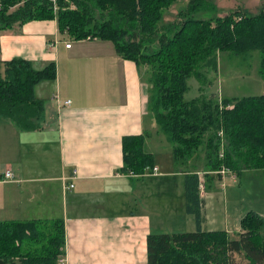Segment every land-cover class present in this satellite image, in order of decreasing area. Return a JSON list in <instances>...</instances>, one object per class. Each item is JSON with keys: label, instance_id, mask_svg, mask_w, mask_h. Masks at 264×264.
<instances>
[{"label": "trees", "instance_id": "trees-1", "mask_svg": "<svg viewBox=\"0 0 264 264\" xmlns=\"http://www.w3.org/2000/svg\"><path fill=\"white\" fill-rule=\"evenodd\" d=\"M186 0H0V32L27 22H57V31L72 42H110L118 56L134 61L148 84L147 110L158 132L172 148L175 164L193 166L197 152L204 170L184 174L183 195L195 230L147 235V264H235L241 252L248 264H264V220L253 209L240 218L236 237L223 230L203 229L205 201L200 185L209 190L226 168L239 177L248 170H264V91L259 97L224 99L214 92L185 101L187 81L194 75L203 85L217 74L219 52L243 60L260 51L264 80V6L249 15L244 7L224 17L200 19L195 13L215 12L212 0H189L174 23L159 27L164 11ZM21 6L18 11L10 8ZM210 8V10H209ZM56 63L35 69L29 60H0V116L20 130L37 129L42 99L34 88L55 78ZM208 78V79H207ZM147 134L123 138L122 174L145 175L155 155L144 151ZM204 178L205 181L202 180ZM62 218L0 221V264H58L64 253Z\"/></svg>", "mask_w": 264, "mask_h": 264}, {"label": "crops", "instance_id": "crops-1", "mask_svg": "<svg viewBox=\"0 0 264 264\" xmlns=\"http://www.w3.org/2000/svg\"><path fill=\"white\" fill-rule=\"evenodd\" d=\"M67 38L55 20L0 32V60L26 59L39 68L56 63L55 78L34 88L45 105L37 129L20 130L0 116V221L62 218L70 264H147L148 234L195 226L184 205V174L202 170L175 164L148 113L143 69L108 41L70 40L65 47ZM144 133L155 169L122 174L123 138ZM5 169L12 181L3 179ZM228 175L221 173L209 190L203 184L205 223L209 199L224 179L235 181Z\"/></svg>", "mask_w": 264, "mask_h": 264}, {"label": "rangeland", "instance_id": "rangeland-1", "mask_svg": "<svg viewBox=\"0 0 264 264\" xmlns=\"http://www.w3.org/2000/svg\"><path fill=\"white\" fill-rule=\"evenodd\" d=\"M188 1L176 2L172 8L167 11L165 10L164 19L160 21L159 27L174 23L176 15L188 9ZM211 2L213 5H216L215 12L207 11L201 15H199L201 12H198L194 14L195 17L207 20L218 16L224 17L237 7H244L248 10L249 15H256L262 9V6H264V0H212ZM20 7L14 6L10 8V11H18ZM218 57V72L217 74L208 76L211 80L210 83L206 82L203 85L194 75L190 76L187 81L189 89L184 94L185 101H191L192 98L208 92H214L220 98L229 99H243L249 96L259 97L264 91L259 50L252 51L244 60L242 57L235 56L231 52L221 51ZM39 66L34 67L39 69ZM197 153L195 160H193L194 164L197 168L203 170L204 167H201V164L205 163L203 161L205 154L201 151ZM178 168L182 167L178 165ZM228 174V178L232 177L235 181L232 182L230 179H227L228 181L224 179L225 181L222 182L219 190L216 191L218 193L216 197L209 199L207 204L208 222L203 224V229L209 230L210 227H212L210 229L214 230L225 229L230 234V237H236L237 233L241 230L240 218L250 211V209L255 210L264 220V170H248L247 172H243L239 177L232 171H229ZM190 228V231L196 229L195 226ZM262 233H264V222ZM233 259L235 264H248L250 262L241 252L234 253Z\"/></svg>", "mask_w": 264, "mask_h": 264}, {"label": "built area", "instance_id": "built-area-1", "mask_svg": "<svg viewBox=\"0 0 264 264\" xmlns=\"http://www.w3.org/2000/svg\"><path fill=\"white\" fill-rule=\"evenodd\" d=\"M71 45H70V41H68L67 43H66V45H65V47H70ZM70 101L68 100L67 102H64V104H66V105H68V103H69ZM153 169H155L154 167H153ZM216 174H221V173H229V171L228 170H226V168H222L220 171H218V172H215ZM3 179H6V180H8V181H12L13 180V177H14V174H12V172L10 171V170H7V169H5L4 171H3ZM204 184V183H203ZM203 184H201L200 185V194H202L203 193V191H204V188H203ZM74 186H73V184L71 183L70 185H65V189L66 190H68V189H71V188H73ZM57 263L58 264H70L68 261H67V259H66V257H65V254H62V255H60V257L58 258V260H57Z\"/></svg>", "mask_w": 264, "mask_h": 264}]
</instances>
